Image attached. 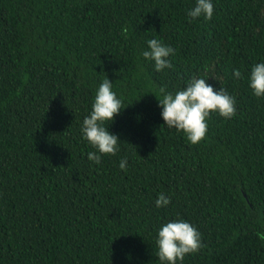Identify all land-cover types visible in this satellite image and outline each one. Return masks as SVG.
<instances>
[{
    "label": "trees",
    "instance_id": "obj_1",
    "mask_svg": "<svg viewBox=\"0 0 264 264\" xmlns=\"http://www.w3.org/2000/svg\"><path fill=\"white\" fill-rule=\"evenodd\" d=\"M193 3L0 0V264H161L156 229L177 216L202 239L178 264H264V97L248 83L264 0H213L211 19L189 20ZM152 37L175 49L171 67L140 55ZM107 76L121 140L97 164L80 123ZM193 76L236 98L196 144L157 103Z\"/></svg>",
    "mask_w": 264,
    "mask_h": 264
},
{
    "label": "clouds",
    "instance_id": "obj_2",
    "mask_svg": "<svg viewBox=\"0 0 264 264\" xmlns=\"http://www.w3.org/2000/svg\"><path fill=\"white\" fill-rule=\"evenodd\" d=\"M214 13L213 0H194L186 11L189 20L203 17L211 19ZM147 47L140 55L153 64L156 71L171 67L170 56L175 49L162 39L155 37L146 40ZM232 75L240 78L239 68H234ZM210 76H193L183 88L166 91L162 97L157 96L163 124L169 128L182 131L187 140L198 143L206 136L207 118L211 112L230 118L236 111V98L225 88L209 82ZM248 83L253 94L264 97V60L252 65ZM123 99L113 89V80L104 78L95 89L91 108L80 123L81 136L93 146L95 151L87 153L89 160L99 164L103 154H114L119 150V135L110 130L113 122L124 108ZM127 158L119 162L121 169L126 168ZM171 197L159 193L155 204L157 207L167 206ZM156 256L161 264H178L185 255L197 251L202 245L201 233L189 220L177 216L162 223L156 229Z\"/></svg>",
    "mask_w": 264,
    "mask_h": 264
}]
</instances>
